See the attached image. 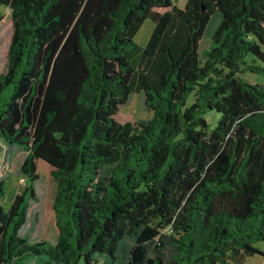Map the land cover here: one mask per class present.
<instances>
[{"label": "trees", "instance_id": "16d2710c", "mask_svg": "<svg viewBox=\"0 0 264 264\" xmlns=\"http://www.w3.org/2000/svg\"><path fill=\"white\" fill-rule=\"evenodd\" d=\"M0 0L3 141L26 153L0 264H245L264 253V0ZM221 21L203 53L212 17ZM148 44L135 36L146 20ZM153 117L117 121L133 94ZM218 115L212 125L207 116ZM56 185L55 239L20 236ZM43 175V174H42Z\"/></svg>", "mask_w": 264, "mask_h": 264}, {"label": "rangeland", "instance_id": "374dc122", "mask_svg": "<svg viewBox=\"0 0 264 264\" xmlns=\"http://www.w3.org/2000/svg\"><path fill=\"white\" fill-rule=\"evenodd\" d=\"M178 6L183 7L185 0H178ZM3 20L0 22V74L6 70L7 56L11 39L13 35V23L11 11L7 8L1 10ZM221 21V14L217 12L211 19L204 37L201 41V53L211 46V37ZM155 25L152 20H146L137 35L135 43L140 47H145L152 36ZM243 79L250 84H262L264 78L257 74L245 73ZM153 114L145 106V97L143 93L133 94L129 103L121 108L117 121L120 123H136L140 120H149ZM218 115L211 113L207 116L208 121L214 125ZM0 152V180H5V200L3 206L6 211L9 210L13 198L25 190L26 184L22 182L20 167L25 159L26 153L18 146H10L4 141L1 143ZM43 174V175H42ZM39 181L35 184L36 199L30 201L28 209V219L25 226L20 231V236L28 238L31 242H38L43 239H55L56 230L54 225L46 221V212L51 206L56 185L52 180L48 170L43 171ZM256 248L264 253V242L257 243ZM264 257L256 255L249 258L245 264H263ZM24 264H35L34 259H29Z\"/></svg>", "mask_w": 264, "mask_h": 264}, {"label": "built area", "instance_id": "2783aa9c", "mask_svg": "<svg viewBox=\"0 0 264 264\" xmlns=\"http://www.w3.org/2000/svg\"><path fill=\"white\" fill-rule=\"evenodd\" d=\"M173 1H178V0H173ZM22 182H25L24 179H22ZM264 264V263H263Z\"/></svg>", "mask_w": 264, "mask_h": 264}, {"label": "crops", "instance_id": "0c3cea01", "mask_svg": "<svg viewBox=\"0 0 264 264\" xmlns=\"http://www.w3.org/2000/svg\"><path fill=\"white\" fill-rule=\"evenodd\" d=\"M264 263V262H263Z\"/></svg>", "mask_w": 264, "mask_h": 264}]
</instances>
